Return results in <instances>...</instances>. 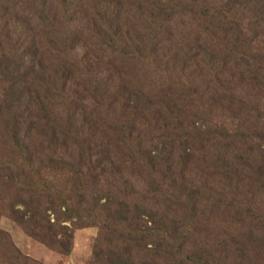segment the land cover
<instances>
[{
    "label": "trees",
    "instance_id": "trees-1",
    "mask_svg": "<svg viewBox=\"0 0 264 264\" xmlns=\"http://www.w3.org/2000/svg\"><path fill=\"white\" fill-rule=\"evenodd\" d=\"M86 264H264V0H0V220ZM0 264H46L0 226Z\"/></svg>",
    "mask_w": 264,
    "mask_h": 264
},
{
    "label": "rangeland",
    "instance_id": "rangeland-1",
    "mask_svg": "<svg viewBox=\"0 0 264 264\" xmlns=\"http://www.w3.org/2000/svg\"><path fill=\"white\" fill-rule=\"evenodd\" d=\"M0 226L12 236L15 244L27 255L46 264H86L90 246L96 235L95 228H81L75 231L74 247L68 257H63L38 241L27 237L17 226L7 219L0 220Z\"/></svg>",
    "mask_w": 264,
    "mask_h": 264
}]
</instances>
